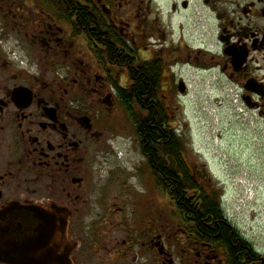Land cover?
I'll return each mask as SVG.
<instances>
[{
	"label": "flooded vegetation",
	"instance_id": "af4514ba",
	"mask_svg": "<svg viewBox=\"0 0 264 264\" xmlns=\"http://www.w3.org/2000/svg\"><path fill=\"white\" fill-rule=\"evenodd\" d=\"M30 2L0 1V264H264L226 212L228 234L208 222L216 190L186 149L198 188L166 189L124 103L138 121L150 120L143 105L173 124L189 69L237 95L264 129V0ZM118 114L134 127L135 174L110 164Z\"/></svg>",
	"mask_w": 264,
	"mask_h": 264
},
{
	"label": "rangeland",
	"instance_id": "374dc122",
	"mask_svg": "<svg viewBox=\"0 0 264 264\" xmlns=\"http://www.w3.org/2000/svg\"><path fill=\"white\" fill-rule=\"evenodd\" d=\"M21 1L26 7L31 4L30 0ZM2 18L3 13L0 12ZM6 23L9 28L15 25L10 19ZM12 33L15 32H7L15 36ZM182 75L190 85L187 95H177L176 98L179 90L174 94L170 89L166 94L171 97L174 94L171 106L176 114L172 120L183 138L187 159L191 166L207 169L211 178L208 190H216L219 197L226 194L225 201L233 206L232 209L227 208L229 218L264 252L263 125L255 115L257 113L242 107L238 96L223 88L222 84L189 69ZM107 112L103 108V113ZM118 115L121 123L111 130L110 146L114 147L115 153L110 164H119L127 173L135 174L132 164L140 158L134 127L125 115ZM242 184L249 186L251 198L248 192L246 195L243 191L245 186ZM139 193L143 197L146 195L143 189Z\"/></svg>",
	"mask_w": 264,
	"mask_h": 264
},
{
	"label": "trees",
	"instance_id": "16d2710c",
	"mask_svg": "<svg viewBox=\"0 0 264 264\" xmlns=\"http://www.w3.org/2000/svg\"><path fill=\"white\" fill-rule=\"evenodd\" d=\"M148 82L154 83L156 81V73L153 70L148 71ZM143 80L139 83L140 86H144V93H148L150 87L144 85ZM123 92V91H122ZM124 97L127 98V93L123 92ZM126 111L130 114V118L134 121V127L136 129V137L140 142L141 147L153 148V153L156 155L153 162L158 164L159 170L162 171V178L166 180L167 188L173 190L176 195H182L186 193V190H193L198 188L196 181L189 174L186 161L183 156L185 145L181 134L172 124L171 118L167 112H159V115L154 114V107H147L140 105L142 113H147L150 117L149 121H138L136 115L132 113L131 104L125 100ZM140 113V114H142ZM143 115V114H142ZM164 131V132H163ZM160 148L157 151L155 148ZM205 194V193H204ZM203 195V193H202ZM218 194L216 193L215 199L211 200L210 206H205L204 209L208 212V222L212 223L210 216H213L214 223L212 224L215 229L225 228V233L228 234L229 228L224 224V212L225 209L221 204L217 203ZM210 199V197H208ZM218 222V224H217Z\"/></svg>",
	"mask_w": 264,
	"mask_h": 264
},
{
	"label": "water",
	"instance_id": "95a60500",
	"mask_svg": "<svg viewBox=\"0 0 264 264\" xmlns=\"http://www.w3.org/2000/svg\"><path fill=\"white\" fill-rule=\"evenodd\" d=\"M180 88H181V91L183 92V91H184V85H183V83L181 84V87H180ZM55 219H56V218H55ZM66 227H67V226H66V224H65L64 228L61 229V231H62V235H65V233H66V231H65V230H66ZM57 228H58V226L55 225V229H57ZM54 232H55V231H54ZM53 236H54V233H52V237H53Z\"/></svg>",
	"mask_w": 264,
	"mask_h": 264
}]
</instances>
